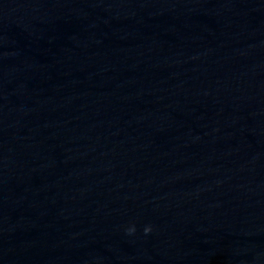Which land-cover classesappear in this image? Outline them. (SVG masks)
I'll return each instance as SVG.
<instances>
[{
    "label": "water",
    "instance_id": "water-1",
    "mask_svg": "<svg viewBox=\"0 0 264 264\" xmlns=\"http://www.w3.org/2000/svg\"><path fill=\"white\" fill-rule=\"evenodd\" d=\"M0 264H264V0H0Z\"/></svg>",
    "mask_w": 264,
    "mask_h": 264
},
{
    "label": "clouds",
    "instance_id": "clouds-1",
    "mask_svg": "<svg viewBox=\"0 0 264 264\" xmlns=\"http://www.w3.org/2000/svg\"><path fill=\"white\" fill-rule=\"evenodd\" d=\"M126 231L129 233V234H131V233H133L134 231H135V228H134V226H130V227H128L127 229H126ZM151 231V226H145V228H144V232L145 233H148V232H150Z\"/></svg>",
    "mask_w": 264,
    "mask_h": 264
}]
</instances>
